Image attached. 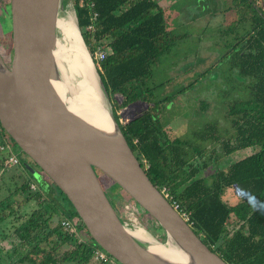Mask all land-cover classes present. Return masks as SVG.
<instances>
[{
	"label": "trees",
	"instance_id": "trees-1",
	"mask_svg": "<svg viewBox=\"0 0 264 264\" xmlns=\"http://www.w3.org/2000/svg\"><path fill=\"white\" fill-rule=\"evenodd\" d=\"M93 1L94 10L98 12L96 21L91 20L89 0H74L78 25L92 56L98 41L109 39L111 51L108 57L100 62L94 61L112 100L114 116L150 180L159 190L166 188L172 194L180 209L188 213V223L195 233L228 264H264V210L258 206L253 209L244 195L246 192L255 195L257 205L264 202V5H257L256 0H233L241 17L230 24L229 31L236 30L237 35L240 34V23L244 21L249 27L247 33L239 35L232 45L233 55L232 52L229 54L231 69L238 67V74L247 76L249 92L247 98L237 99L231 105L236 133L234 138L222 141L226 154L250 147L257 150L234 161L228 169L213 173L209 183L195 178L208 166L207 161L200 165L190 162L186 148L190 142L180 137L171 139L163 130L158 110L174 94L152 100L155 87L147 86L152 65H156L179 38L167 29L163 6L156 0ZM92 22L95 30H84ZM240 46L247 52L239 50ZM116 95L123 97L121 103L115 101ZM140 100L154 104L123 124L117 107L121 109ZM1 128L16 146L2 125ZM208 128L210 130H204L201 137L206 138L210 133L213 139L220 140L216 131L213 132L211 126ZM194 149L197 154L204 153L202 149ZM141 159L146 160L148 167ZM3 161L4 157H0V164L3 165ZM28 178L16 187L13 194L22 197L18 205L34 200L38 207L30 214L28 224L17 229L20 243L15 251L20 256L11 264H89L95 248L100 246L91 238L74 240L60 223L51 225L58 213L80 220L68 198L54 183L51 182L52 186L44 180L40 185ZM32 184L37 186L36 190L31 188ZM228 188L238 190V202L229 203L224 199ZM47 196H51L54 203ZM12 204L10 199L0 201V224L4 220L2 212ZM231 217L238 223L233 230L228 228ZM80 226L86 230L82 223ZM44 242L47 246L42 244ZM71 242L74 248L57 257L61 246Z\"/></svg>",
	"mask_w": 264,
	"mask_h": 264
},
{
	"label": "water",
	"instance_id": "water-1",
	"mask_svg": "<svg viewBox=\"0 0 264 264\" xmlns=\"http://www.w3.org/2000/svg\"><path fill=\"white\" fill-rule=\"evenodd\" d=\"M64 6V0H10L13 54L7 64L0 51V123L34 166L24 165L34 174L46 175L65 194L88 232L87 239L120 264H228L150 180L114 116L81 31L112 129H102L73 112L65 102L68 92L63 97L57 90L54 82L61 73L55 50ZM99 173L159 223L166 241L170 239L186 261L156 254L130 232L132 227L112 204Z\"/></svg>",
	"mask_w": 264,
	"mask_h": 264
},
{
	"label": "rangeland",
	"instance_id": "rangeland-1",
	"mask_svg": "<svg viewBox=\"0 0 264 264\" xmlns=\"http://www.w3.org/2000/svg\"><path fill=\"white\" fill-rule=\"evenodd\" d=\"M156 1L164 7L167 29L179 38L170 50L161 56L160 61L152 65V76L147 86L155 87L152 100H161L174 94V99L163 102L158 110L163 130L171 139L180 137L190 142L186 147L191 157L190 162L200 165L204 160L207 161L208 166L203 168L195 178H202L210 183L213 173L220 169H228L234 161L257 150L256 147H250L226 154L222 144L223 139L234 138L236 133L232 124L234 115L230 113L231 105L237 99L247 98L249 92L247 76H240L239 68L231 69L230 63L231 55H233L232 45L237 42L239 35L247 33L249 25L247 21L240 23L238 35L236 30L229 31L230 24L239 21L241 17L233 0ZM64 2L65 6L61 13L64 10L72 11L77 19L74 0H64ZM256 4L263 6L264 0H256ZM11 29L10 0H0V51L7 64L10 63L13 54ZM80 31L82 33L81 28ZM101 41L108 47V38ZM238 49L247 52V49H243L242 46ZM122 98L121 95H116L115 101L121 103ZM137 102L121 109L117 107L123 124L143 114L154 104L143 100ZM209 126L220 136V140L213 139L210 133L206 134V138L201 137L204 130H210ZM195 147L202 149L204 153L197 154ZM15 151L22 164L7 170H2L3 165L0 164V201L10 199L13 202L11 208H6L2 212L4 220L0 224V264H11L19 258L20 253L15 251V247L20 243L17 229L24 228L28 224L30 214L38 207V203L34 200L25 205H18L22 197L19 194H13V191L23 184L28 176L40 185L44 180L51 183L47 176L34 174L26 169L24 163L33 164L18 145L15 146ZM0 157L5 155L1 153ZM141 161L144 162V159ZM103 180L106 185H110L107 194L119 211V205L116 203V198H119L117 194L121 192L119 186L111 185L109 178L103 177ZM223 196L229 203L239 201L236 188L226 189ZM49 198L54 203L51 196H47V199ZM138 210L142 225L157 239L166 241L167 236L159 223L142 207L139 206ZM63 218L66 216L58 213L53 217L51 225L56 226ZM236 221L234 217L230 218L229 230L236 228L238 225ZM79 230V239L88 240L87 230L82 226H79ZM42 244L46 245L45 242ZM73 248V242L62 245L57 257ZM89 264L105 263L93 258Z\"/></svg>",
	"mask_w": 264,
	"mask_h": 264
},
{
	"label": "bare ground",
	"instance_id": "bare-ground-1",
	"mask_svg": "<svg viewBox=\"0 0 264 264\" xmlns=\"http://www.w3.org/2000/svg\"><path fill=\"white\" fill-rule=\"evenodd\" d=\"M55 58L61 79L54 84L63 97L64 92H68L65 100L68 107L92 124L111 130V117L86 53L76 16L69 10L59 14ZM130 232L156 254L174 261H186V256L170 239L160 241L144 225L131 228Z\"/></svg>",
	"mask_w": 264,
	"mask_h": 264
},
{
	"label": "built area",
	"instance_id": "built-area-1",
	"mask_svg": "<svg viewBox=\"0 0 264 264\" xmlns=\"http://www.w3.org/2000/svg\"><path fill=\"white\" fill-rule=\"evenodd\" d=\"M89 7L92 10L91 15H90L91 20L96 21L98 18V12L94 10L95 3L93 0H89ZM86 30L94 31L95 23L92 22L89 25H87ZM110 51L111 50L109 46L108 47L107 45L105 46L104 43L100 40L98 41L96 45L93 58L94 60L100 62L108 57V55L110 54ZM0 152L5 155L2 170H7L16 165H19L22 162L19 158L18 153L15 151V146L9 141V139L3 133L1 125H0ZM144 164L146 167H148L146 160H144ZM104 186L105 188L108 189L110 185L105 184ZM31 188L35 190L37 186L35 184H32ZM162 193L166 196V198H168L169 200H172V205L174 206V208L188 222L189 221L188 213L180 209V204L176 200H174L172 194H170L166 188L162 190ZM118 195H119V198H116V203L119 205L118 212L121 218L124 220V222L129 227H132V228H136L137 226L142 225V222L139 219L140 217V213L138 210L139 205L123 192H119L117 196ZM60 224L65 230V232H67L70 236H72L77 241H81L79 239L80 221L78 219L66 217L61 220ZM93 258L105 264H120L116 259H114L111 255H109L106 251H104L100 247L95 248Z\"/></svg>",
	"mask_w": 264,
	"mask_h": 264
},
{
	"label": "clouds",
	"instance_id": "clouds-1",
	"mask_svg": "<svg viewBox=\"0 0 264 264\" xmlns=\"http://www.w3.org/2000/svg\"><path fill=\"white\" fill-rule=\"evenodd\" d=\"M244 195L246 196L249 205H250L253 209L257 208V206H258L261 210H264V202H261L259 205H257L255 195L250 194V193H247V192L244 193Z\"/></svg>",
	"mask_w": 264,
	"mask_h": 264
},
{
	"label": "flooded vegetation",
	"instance_id": "flooded-vegetation-1",
	"mask_svg": "<svg viewBox=\"0 0 264 264\" xmlns=\"http://www.w3.org/2000/svg\"><path fill=\"white\" fill-rule=\"evenodd\" d=\"M99 175H100V173H99ZM100 179H101V181H102V183H103V185H105L106 183L104 182V180H103V177L100 175ZM105 187V186H104ZM120 215V214H119Z\"/></svg>",
	"mask_w": 264,
	"mask_h": 264
},
{
	"label": "crops",
	"instance_id": "crops-1",
	"mask_svg": "<svg viewBox=\"0 0 264 264\" xmlns=\"http://www.w3.org/2000/svg\"><path fill=\"white\" fill-rule=\"evenodd\" d=\"M164 8V7H163Z\"/></svg>",
	"mask_w": 264,
	"mask_h": 264
}]
</instances>
